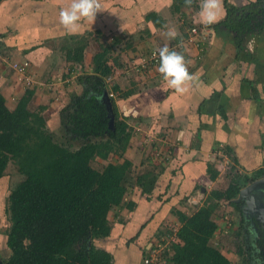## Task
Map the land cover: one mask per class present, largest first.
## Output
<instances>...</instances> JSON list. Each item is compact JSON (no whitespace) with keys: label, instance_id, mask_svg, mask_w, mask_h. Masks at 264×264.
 <instances>
[{"label":"crops","instance_id":"obj_1","mask_svg":"<svg viewBox=\"0 0 264 264\" xmlns=\"http://www.w3.org/2000/svg\"><path fill=\"white\" fill-rule=\"evenodd\" d=\"M193 1L175 10L174 0H0V93L13 109L30 90L28 109L42 106L54 133L63 129L61 108L83 92L79 78L93 72L94 54L109 48L106 81L118 86L114 101L131 127L123 200L108 212L111 234L95 244L113 264H143L201 205L213 207L212 243L231 264L233 233L234 264H263L253 247L255 215L243 214V199H232L236 210L215 192L229 183L220 146L238 172L264 168V30L238 45L232 31L213 27L226 16L223 0ZM76 38L84 43L80 60L68 57ZM155 48L166 50L160 62L140 63ZM23 62L24 73L13 68Z\"/></svg>","mask_w":264,"mask_h":264},{"label":"trees","instance_id":"obj_2","mask_svg":"<svg viewBox=\"0 0 264 264\" xmlns=\"http://www.w3.org/2000/svg\"><path fill=\"white\" fill-rule=\"evenodd\" d=\"M193 2L174 0L173 8ZM223 2L226 16L213 27L221 25L232 31L238 45L244 34L264 30V0L240 7ZM151 17L155 20L154 13L146 15ZM72 42L74 53L68 57L80 60L84 43L78 38ZM108 52L107 46H101L94 54L93 72L79 78L85 83L83 92L61 108V127L67 134L63 141L47 127L42 106L28 109L30 90L13 109L6 106L0 93V178L9 161L22 175L8 194L9 255L1 264H113V255L92 241L111 234L108 212L123 200L121 183L128 166L124 152L131 127L109 96L118 86L109 87L106 82L112 72ZM104 91L111 112L102 100ZM93 161L103 162L97 168ZM263 175L264 168L252 174L233 169L226 189L215 196L228 199L239 210V203L232 199L243 186ZM212 211V206L201 205L185 218L176 231V241L170 242L169 264H231L212 243L217 229ZM237 264L248 262L242 259Z\"/></svg>","mask_w":264,"mask_h":264},{"label":"rangeland","instance_id":"obj_3","mask_svg":"<svg viewBox=\"0 0 264 264\" xmlns=\"http://www.w3.org/2000/svg\"><path fill=\"white\" fill-rule=\"evenodd\" d=\"M106 82L109 83L108 81H106ZM54 134H55V137L60 141H63L64 137L67 136L64 129H61L57 133H54ZM74 143L77 144L78 142H74ZM102 162L99 163V162L93 161L92 165L94 167L99 168V167H101ZM104 163H105V161H104ZM231 168L229 170L225 169L226 172L228 173V175H227L228 179L230 177L231 171L233 170V168L232 169ZM21 179H22V175L17 171L14 163L12 161H9V163L5 169V174L0 178V261L4 258L8 257V255H9V249L6 246L7 231H8V226H9L8 215L6 213L8 194H9L10 190L15 186V184L17 182H19ZM222 204L226 205V203H222ZM232 211L233 210L225 211V212H228V214H229L227 217L228 219L231 218L230 215L232 214L231 213ZM112 213L113 212H111L110 214H112ZM235 214L237 215L238 213L234 212V215L232 216V218H235ZM217 215H220V214H217ZM237 219H239V215H237ZM247 235H249V232H247ZM231 236L233 237V240H232L233 249L229 248L228 252L230 254L231 253L233 254L232 256L234 257V259L232 262L234 264V262L238 261L237 258H239V256L237 254H235L236 249H237V245H236V240L234 239V237L236 235L233 233ZM172 238H175V241H176L175 235H173ZM97 240L98 239H93L92 242L94 244H97V242H98ZM230 247H231V245H230Z\"/></svg>","mask_w":264,"mask_h":264},{"label":"built area","instance_id":"obj_4","mask_svg":"<svg viewBox=\"0 0 264 264\" xmlns=\"http://www.w3.org/2000/svg\"><path fill=\"white\" fill-rule=\"evenodd\" d=\"M189 31L192 35H197L199 33V29L196 26H192ZM165 52L166 50L162 48H155L150 52L149 56L140 63L146 65L157 64L160 62L161 58L165 56ZM27 66V62L13 63V68L21 73L26 71ZM109 96H114L113 92H110ZM216 153L224 160L225 169L229 170L232 167V162L229 160L230 158L226 155L222 146L217 149ZM172 236L173 235L169 236L166 241L154 245L150 252L143 258V264H169L168 257L171 254L170 242L175 241V238H172Z\"/></svg>","mask_w":264,"mask_h":264},{"label":"water","instance_id":"obj_5","mask_svg":"<svg viewBox=\"0 0 264 264\" xmlns=\"http://www.w3.org/2000/svg\"><path fill=\"white\" fill-rule=\"evenodd\" d=\"M102 100L106 103L109 112H111V105L106 91L103 92ZM112 120L113 117L112 114H110L109 125L112 124ZM242 199L245 201V206L242 205L241 207L243 214L245 216L254 214L256 221L264 223V176L253 180L239 190L235 201H240ZM244 208L247 209V211H244ZM252 224L256 226L254 221Z\"/></svg>","mask_w":264,"mask_h":264},{"label":"flooded vegetation","instance_id":"obj_6","mask_svg":"<svg viewBox=\"0 0 264 264\" xmlns=\"http://www.w3.org/2000/svg\"><path fill=\"white\" fill-rule=\"evenodd\" d=\"M254 216V214L252 215ZM251 222L249 223V225ZM256 224V230L254 228V225H252V230L254 232V235L257 234V236L254 239L253 247L254 250L257 252L258 258L263 262L264 264V224L259 223L255 221ZM249 249V247H247ZM252 252V250H249Z\"/></svg>","mask_w":264,"mask_h":264}]
</instances>
